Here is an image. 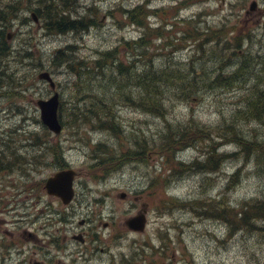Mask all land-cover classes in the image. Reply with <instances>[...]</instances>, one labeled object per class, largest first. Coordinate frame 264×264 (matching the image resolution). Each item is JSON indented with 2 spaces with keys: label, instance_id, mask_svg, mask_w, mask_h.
I'll use <instances>...</instances> for the list:
<instances>
[{
  "label": "rangeland",
  "instance_id": "1",
  "mask_svg": "<svg viewBox=\"0 0 264 264\" xmlns=\"http://www.w3.org/2000/svg\"><path fill=\"white\" fill-rule=\"evenodd\" d=\"M9 1L14 0H0V5ZM142 1L79 0L80 14H90L93 20L95 13L98 23L65 34H47L37 15L36 22L22 19L31 16L32 10L26 7L37 5V0H23L19 6L7 41L15 48H29L31 55L23 60L13 55L7 71L15 80L0 86V150L22 152L16 169L0 173V264H264V221H257L263 229L239 230L230 237L227 223L213 212L225 203L264 200V163L250 159L252 156L244 159L234 141L209 138L171 153L160 147L159 137L167 122L178 125L194 119L215 125L222 118L230 120L245 106L244 87L258 83V89L264 88V0H185L187 4L180 8L176 4L181 0H145L148 10L160 9L157 15L148 14L151 28L164 22L162 38L153 36L146 50L155 67L173 62L183 66L190 57L192 62L208 60L209 54L222 61L221 53L211 51L224 52L226 74L242 61L246 67V72L240 71L244 81H236L233 88L212 83L209 90L190 101L166 99L162 113L127 104L120 89L125 93L128 86L108 90L106 84L114 74L110 67L103 66L105 79L97 72L93 78L83 73L78 88L74 82L80 79L69 66L80 64L89 69L100 52L115 48L114 55L124 62L139 58L124 42L136 39L141 29L129 22L121 9ZM196 24L205 33L200 37L210 41L201 55L199 51L194 55L196 34L187 32L189 25ZM27 35L29 44L23 41ZM58 50L71 62L54 65L52 54ZM136 67L140 71L143 61ZM42 71L51 74L62 104L64 126L60 133H52L40 119L36 101L54 92L48 82L38 78ZM134 88L131 94L137 99L139 92ZM90 92L114 104V120L120 129L116 136L108 129L93 128L99 122L94 117L89 123L68 124L74 99ZM90 98H86L89 105L95 99ZM239 120L244 134L259 140L254 147L264 150V122ZM142 139L150 141L149 150L143 149ZM38 140L49 143L39 148L33 144ZM205 144L217 154L234 156L226 157L216 171L190 169L179 174L177 165L175 176H171L176 160L189 166L197 158L202 161ZM47 148L57 153L48 154ZM58 165L75 172L74 197L68 205L44 189L46 179L62 170ZM189 201H196L192 202L196 207L203 205L204 211L199 208L197 214L185 206ZM137 215L145 218L141 231L126 224ZM77 232L85 234L82 243L72 238ZM85 250L92 255L89 261Z\"/></svg>",
  "mask_w": 264,
  "mask_h": 264
},
{
  "label": "trees",
  "instance_id": "2",
  "mask_svg": "<svg viewBox=\"0 0 264 264\" xmlns=\"http://www.w3.org/2000/svg\"><path fill=\"white\" fill-rule=\"evenodd\" d=\"M28 1L29 0H27V2ZM37 1V5L30 4V6L36 5L38 7L32 8L28 6L26 8L32 10L30 15L32 12L36 13L35 15H37L40 21H42V26L47 34H65L73 31H85L88 30L90 26L98 23L94 17L95 13L92 15L94 18L93 20L90 14H80L79 8L81 6L79 0ZM22 4L23 0H14L0 5V86H3L5 81L13 82L15 80L13 76L14 74L8 73L7 71L10 68V59L13 58V55H19L20 60L29 58L31 55L29 48H23L22 46L15 48L12 43L7 41V35L10 33L9 28L11 27V21L17 18L16 12L19 9V6L21 8ZM186 4L185 0H181L177 2L176 8L184 7ZM159 10H148L145 0L130 9H121V12H124L128 21L141 29L140 35L136 39L124 42L126 48L130 49L132 53L137 54L139 58H128V60L124 62L119 59L118 56L114 55V52L117 51L116 48L110 51H102L99 53V58L95 59L93 67L89 69L82 67L80 64L76 66L77 68L69 65L72 67H70L71 71L76 74V78L80 79L74 82L75 85L79 88L78 81L79 83L82 82L81 75L83 73L90 75L91 78H93L97 73H100L102 79H105L106 74L104 72L106 70H104L105 68H103V66L106 68L110 67L109 69L112 71L114 70V74H112L109 84H106L108 90L112 88H119V86L120 88L122 86H128L130 90H127L125 93H123V90L120 89V97H123L127 104H135L145 111L159 109V113H162L163 102L167 101L166 99L169 100L175 97V99H189L190 101L196 98L197 94H201V91L209 90L211 88L209 85H212V83H215L216 86L220 88L224 86L225 89H227L232 86L234 87L233 84H235L236 81H244L241 80L242 75L240 74L241 70L246 72V67L243 65L244 61H242V63H240V65L233 72L226 74L224 69L227 65V61H225L227 58L223 55V51L210 52L215 54L221 53L219 55H221L222 61L221 58L218 59L213 54H209L207 57L208 60L202 59L200 61L192 62L193 59L190 57L189 61L183 66H178L173 62L172 64H163L162 67H155L154 60L146 57V50L149 44H152L151 38H153V36L162 38V26L164 25V22L162 24L159 23L157 27L151 28V23H148L146 19L149 13L157 15ZM88 17L90 18L88 19ZM22 19H32V16L26 18L22 17ZM187 32L196 34L197 46L194 55L198 51L200 53L199 55L203 54V52H205V44L210 42L200 37L201 34L205 33L197 28V24L195 27H191L189 25ZM183 35L181 38H184ZM181 38L179 37L178 40H181ZM205 39H208V37ZM29 40H31L29 35H27L26 39H23L26 44L30 43ZM54 53V55L52 54V61L54 62V65L59 62L64 63V61L71 62L69 61L70 59L63 58L65 53L63 50H58ZM233 53H236L235 49L233 50ZM132 56L134 55L132 54ZM146 58L148 60L145 61L144 59ZM231 58L232 57H229L228 60ZM141 61H143V67L139 71L136 66L137 63ZM208 63L211 65L208 66ZM170 80L173 82H170ZM166 82H169V85L166 84ZM84 85L87 87L89 84L85 81ZM259 86L260 84L255 83L251 88L244 87V90H247L242 94V97L247 95V97L244 98L245 106L241 105L230 120L222 118L221 121L215 125L201 124L194 119H191L187 123L178 125H171L167 122L165 130H162V133H160L159 136L161 139L160 147L163 146V148L167 151L171 150V153H175L176 150L178 151L186 145L197 146V144L209 138L210 140H219L224 143H231L234 141L240 145L238 148L244 159L252 156L250 159L254 158L256 162L263 164L264 150L254 147L256 141L259 140L249 138L246 134H244V130L242 131L239 127L241 121L239 118L244 120L250 118L254 120L259 119L258 121L264 122V88L260 87V89H258ZM132 87H135L134 89L136 90V93L139 92L137 99L131 94ZM81 90H83V88ZM91 93L93 92H90V94L84 93L74 99L68 113L71 118V120L68 121V124L77 125L80 122L89 123L94 117L98 118L99 122L97 124H93V128L97 127L100 130L108 129L116 136L120 129L118 123L114 120L116 115L115 112L112 111L114 104L108 103V100H104L105 98L103 96L98 97L97 95ZM90 96L95 98L94 103L98 102V106H95L94 103L90 105L87 104L88 102H86V98L92 99ZM61 106L62 104L59 102L58 113L62 126H64L62 121L63 112ZM101 117L106 119L102 120ZM43 129L46 128L44 127ZM214 134L216 135L215 137L212 136ZM142 140L143 149L149 150L147 146L149 147V145H151L150 141H148V139ZM48 143L49 142L38 140L33 144L39 148H44L42 144L47 147ZM97 146H100V143H98ZM204 146L207 147V144ZM165 149L163 151H166ZM47 150V153L51 155L53 152L57 153L53 149L51 151L47 148ZM16 152L17 151H12L8 153V151L4 149L2 151L0 150V173L3 171L11 172L17 168V162L22 160V152ZM203 154L205 155V158L202 161H199L197 158L191 162L190 166L186 165L182 161L178 162V160H176L171 168V171H173L170 173L173 174L171 176H175L177 171L176 169H178L176 167L177 165L180 166L179 174L190 169L216 171L226 157H230L232 155L234 156L233 153L232 155L221 153L217 154L213 147H207V149L203 151ZM63 167L64 166L62 165H58L57 169H63ZM177 175L178 174H176V176ZM36 186L40 187L38 184ZM192 202L196 201H189L184 204L185 206L188 205L189 208L196 213L199 208L204 211L203 205L196 207L192 205ZM213 212L218 215V219L227 223L226 230L228 236L230 237L234 235V232L239 230L253 232L258 229H263L262 226L257 225V221H264V200L249 199L240 202L238 205L225 203L218 211L214 209ZM208 213L210 214V212Z\"/></svg>",
  "mask_w": 264,
  "mask_h": 264
},
{
  "label": "water",
  "instance_id": "3",
  "mask_svg": "<svg viewBox=\"0 0 264 264\" xmlns=\"http://www.w3.org/2000/svg\"><path fill=\"white\" fill-rule=\"evenodd\" d=\"M253 7V5H252ZM33 20L36 22L37 17L34 12L31 13ZM11 33L7 35V39H10ZM38 78L45 80L49 83V86L54 90V94L48 99H38L36 104L39 108L40 119L42 123L53 133H60L62 125L58 120V94L55 91V82L51 78L49 72L42 71L38 74ZM74 170L68 168L55 172L53 175L46 179L44 189L47 194L58 197L63 204H68L74 197L73 179ZM129 228L137 231L144 229L145 218L143 215L129 218L126 221ZM75 238L80 239V236ZM82 240V239H80Z\"/></svg>",
  "mask_w": 264,
  "mask_h": 264
},
{
  "label": "flooded vegetation",
  "instance_id": "4",
  "mask_svg": "<svg viewBox=\"0 0 264 264\" xmlns=\"http://www.w3.org/2000/svg\"><path fill=\"white\" fill-rule=\"evenodd\" d=\"M30 187H29V189H28V192H29V194H30V197H31V201H32V180L30 179ZM13 201H15L14 200V198H13ZM31 205V207H32V203L30 204ZM30 237H32V233H30V232H28L27 233ZM89 235V234H88ZM76 236H80V239H82V240H80V239H77V238H75ZM72 238L73 239H75V240H77L78 242H83L84 241V239H85V234L83 233V232H77L76 234H73V236H72ZM19 252H23L22 250H19ZM79 252V251H78ZM84 255H87L88 257L86 258V260H90L91 259V254L89 253V254H87L86 253V250H85V253H84ZM32 262V261H31ZM39 264H41L42 262H38ZM43 264H44V262H43Z\"/></svg>",
  "mask_w": 264,
  "mask_h": 264
},
{
  "label": "bare ground",
  "instance_id": "5",
  "mask_svg": "<svg viewBox=\"0 0 264 264\" xmlns=\"http://www.w3.org/2000/svg\"><path fill=\"white\" fill-rule=\"evenodd\" d=\"M11 39V38H10ZM9 40V39H8ZM50 74V73H49ZM50 76H51V74H50ZM51 78H52V76H51ZM54 94V93H53ZM57 94H58V92H57ZM51 97V96H50ZM49 97V98H50ZM48 99V98H47ZM58 100H60V98H59V94H58ZM58 120L60 121V119L58 118ZM192 146V145H191ZM137 216H140V215H137ZM137 216H134V217H137Z\"/></svg>",
  "mask_w": 264,
  "mask_h": 264
}]
</instances>
